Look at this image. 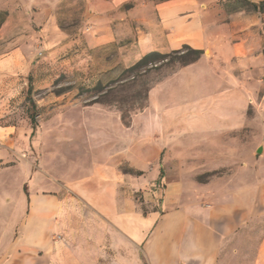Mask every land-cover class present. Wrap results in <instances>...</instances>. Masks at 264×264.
I'll list each match as a JSON object with an SVG mask.
<instances>
[{"label": "crops", "instance_id": "1", "mask_svg": "<svg viewBox=\"0 0 264 264\" xmlns=\"http://www.w3.org/2000/svg\"><path fill=\"white\" fill-rule=\"evenodd\" d=\"M125 1L105 5L115 9ZM227 1L164 0L155 5L158 35L138 40L141 53L184 45L203 51L150 90L188 69L205 68L200 81L191 76L188 88L189 97L207 99L195 109L183 106L178 116L188 129H232L235 107L216 105L212 98L253 95L250 86L264 74V13L230 9ZM145 139L99 135L90 140L81 167L63 174L35 170L3 263L264 264V170L245 186L195 182L189 178L216 177L213 172L233 161L226 149L230 142L195 139L194 154L180 147L175 159L165 139L156 138L154 121Z\"/></svg>", "mask_w": 264, "mask_h": 264}, {"label": "rangeland", "instance_id": "2", "mask_svg": "<svg viewBox=\"0 0 264 264\" xmlns=\"http://www.w3.org/2000/svg\"><path fill=\"white\" fill-rule=\"evenodd\" d=\"M105 1L0 0V264L34 171L63 174L81 167L99 135L145 143L154 121L156 138L165 139L175 159L180 147L194 154L195 139L230 142L233 161L213 172L216 177L191 176L195 182L245 186L264 170V74L250 86L253 95L212 98L235 107L232 129L185 128L178 123L183 106L195 109L207 99L189 97L188 88L191 76L200 81L205 68L188 69L154 93L183 67L186 49L160 50L164 56L153 63L128 69L145 54L139 37L158 35L155 5L164 0H128L115 9ZM227 2L230 9L248 8L245 1ZM106 35L113 38L103 41ZM171 164L175 172L177 162Z\"/></svg>", "mask_w": 264, "mask_h": 264}, {"label": "trees", "instance_id": "3", "mask_svg": "<svg viewBox=\"0 0 264 264\" xmlns=\"http://www.w3.org/2000/svg\"><path fill=\"white\" fill-rule=\"evenodd\" d=\"M236 2L245 1L248 5V8H244L246 10H253L257 11L259 13H264V1L259 3H253L249 2L248 0H234ZM243 8V7H240ZM182 48L186 49L187 52L180 56V63L183 66H186L188 64H191L195 61H197L200 56L203 54V51L200 49H194L190 46L184 45ZM174 52H180V49L174 50ZM164 54L158 52V51H151L148 53H145L135 64H133L131 67H129V70H137L141 67H144L148 65L149 63H153L156 61L159 57H163ZM149 90V89H148ZM32 122L34 123V119L31 118Z\"/></svg>", "mask_w": 264, "mask_h": 264}]
</instances>
